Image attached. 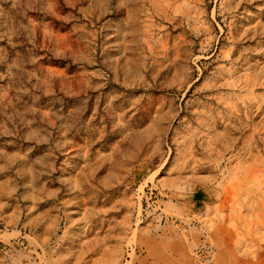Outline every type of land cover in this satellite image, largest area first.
<instances>
[{
	"label": "rangeland",
	"instance_id": "1",
	"mask_svg": "<svg viewBox=\"0 0 264 264\" xmlns=\"http://www.w3.org/2000/svg\"><path fill=\"white\" fill-rule=\"evenodd\" d=\"M0 201V264H264V0H0Z\"/></svg>",
	"mask_w": 264,
	"mask_h": 264
},
{
	"label": "crops",
	"instance_id": "2",
	"mask_svg": "<svg viewBox=\"0 0 264 264\" xmlns=\"http://www.w3.org/2000/svg\"><path fill=\"white\" fill-rule=\"evenodd\" d=\"M0 207H3V203H2V201H0ZM19 211H20L19 206L14 208L15 216L19 214ZM8 212H9V211H8Z\"/></svg>",
	"mask_w": 264,
	"mask_h": 264
}]
</instances>
